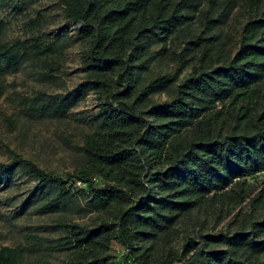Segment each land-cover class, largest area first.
Returning a JSON list of instances; mask_svg holds the SVG:
<instances>
[{
    "label": "trees",
    "instance_id": "trees-1",
    "mask_svg": "<svg viewBox=\"0 0 264 264\" xmlns=\"http://www.w3.org/2000/svg\"><path fill=\"white\" fill-rule=\"evenodd\" d=\"M59 2L75 24L85 79L41 111L63 115L94 94L98 109L82 135L81 163L59 176L13 154L0 163V181L22 171L34 182L26 200L39 212L78 207L97 215L57 219L56 237L27 234L29 251L40 264H264V217L249 228L185 233L169 246L182 217L209 206L229 212L245 197V177L264 171V0H240L246 18L228 48L219 41L226 1L208 0L199 21L209 36L187 41L195 60L180 79L188 56L176 53L172 72L152 63L191 18L190 0ZM59 52L55 37L0 42V76L20 59ZM159 92L166 98L154 99ZM24 250L0 244V264H22Z\"/></svg>",
    "mask_w": 264,
    "mask_h": 264
},
{
    "label": "rangeland",
    "instance_id": "rangeland-1",
    "mask_svg": "<svg viewBox=\"0 0 264 264\" xmlns=\"http://www.w3.org/2000/svg\"><path fill=\"white\" fill-rule=\"evenodd\" d=\"M190 1L191 18L160 44L164 50L152 63L156 72H172L178 64L176 53L188 56L178 79L190 72V64L195 60L186 47L196 46L187 41L198 33L205 38L209 36L205 29L201 32L199 21L200 11L209 7L208 0ZM224 1L222 9L226 14L220 24L219 41L228 48L236 40L246 16L240 0ZM74 32L75 24L64 19L59 0H0V42L33 38L45 41L55 37L60 48L55 57L20 59L17 66L6 69L0 76V163L10 162L13 154H19L59 176L81 163L82 135L91 128L98 109L94 94L86 92L63 115L41 111L50 101L63 99L66 92L85 79ZM153 98L162 100L166 93H155ZM33 185V180L22 171H17L11 180L0 181V244L22 245L25 248L22 264H40L37 255L28 249L27 234L56 237L61 233L54 227L57 219L90 222L97 215L96 211L78 207L55 213L39 212L26 200ZM242 189L244 199L236 205L230 204L229 212L220 213L209 206L182 217L174 229L178 238L169 246L178 247L185 233L233 231L241 225L249 228L251 221L264 217V198H261L264 171L246 176ZM121 251V246L113 241L111 252L118 255ZM49 259L53 260L54 256Z\"/></svg>",
    "mask_w": 264,
    "mask_h": 264
}]
</instances>
